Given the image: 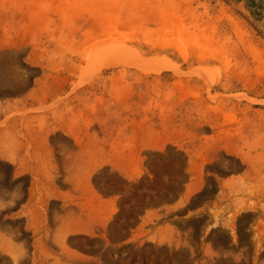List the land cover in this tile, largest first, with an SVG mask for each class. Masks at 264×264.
Segmentation results:
<instances>
[{
	"label": "rangeland",
	"instance_id": "1",
	"mask_svg": "<svg viewBox=\"0 0 264 264\" xmlns=\"http://www.w3.org/2000/svg\"><path fill=\"white\" fill-rule=\"evenodd\" d=\"M0 264H264V0H0Z\"/></svg>",
	"mask_w": 264,
	"mask_h": 264
}]
</instances>
